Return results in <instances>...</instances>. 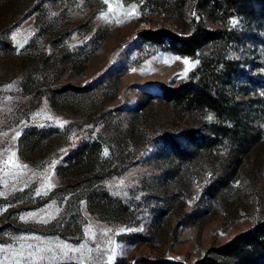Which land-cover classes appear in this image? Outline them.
<instances>
[{
    "label": "rangeland",
    "instance_id": "1",
    "mask_svg": "<svg viewBox=\"0 0 264 264\" xmlns=\"http://www.w3.org/2000/svg\"><path fill=\"white\" fill-rule=\"evenodd\" d=\"M139 15L137 1L0 0V264H128L142 255L182 264H264V233L247 253L219 257L212 251L261 218L264 174L262 203L252 213L244 208L248 188L228 214L213 208L201 224L176 228V215L155 227L149 205L136 202L141 194L134 186L144 166L94 176L153 120L149 106L133 115L120 112V100L158 83H176L195 67L196 58L156 51L111 85L88 93L68 88L23 105L15 95L22 87L86 81L123 62L130 37L148 26ZM95 141L102 146L99 152L71 157L79 143ZM87 180L98 194L127 201L126 211L116 214L89 202L82 190ZM198 190L187 198L185 210L195 208Z\"/></svg>",
    "mask_w": 264,
    "mask_h": 264
},
{
    "label": "trees",
    "instance_id": "2",
    "mask_svg": "<svg viewBox=\"0 0 264 264\" xmlns=\"http://www.w3.org/2000/svg\"><path fill=\"white\" fill-rule=\"evenodd\" d=\"M123 1H137L138 21L148 23L130 37L123 62L86 81L22 87L15 95L23 105L36 104L44 94L68 88L88 93L111 85L113 78L117 80L156 51L196 58L195 67L176 83H158L154 90L120 100L116 105L120 112L133 115L138 108L149 106L153 120L134 137L132 146H123L117 160L97 168L94 176L120 174L137 164L149 169V173L144 169L134 190L141 194L136 202L149 205L155 227L172 214L177 218L175 228L201 224L213 208L228 214L248 188L251 195L244 208L252 213L263 199L259 191L264 174V0ZM123 91L118 89L119 94ZM111 136L109 148L115 141V135ZM95 142L79 143L71 157L81 158L95 148L99 152L102 146ZM198 188L195 208L185 210L187 198ZM82 190L89 202L105 210L126 211L127 201L98 194L93 180L83 183ZM263 233L264 213L212 251L219 257L247 253ZM128 264L182 263L142 255Z\"/></svg>",
    "mask_w": 264,
    "mask_h": 264
},
{
    "label": "snow or ice",
    "instance_id": "3",
    "mask_svg": "<svg viewBox=\"0 0 264 264\" xmlns=\"http://www.w3.org/2000/svg\"><path fill=\"white\" fill-rule=\"evenodd\" d=\"M183 62L185 63V65H190L191 64V62L189 60H187V59H185ZM187 70L188 69L186 68L185 71H187ZM105 155H107V151H105Z\"/></svg>",
    "mask_w": 264,
    "mask_h": 264
}]
</instances>
